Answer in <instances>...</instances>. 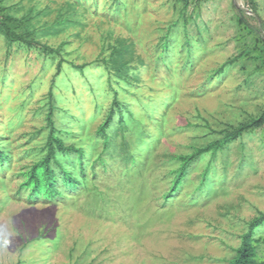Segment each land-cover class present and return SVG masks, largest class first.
Returning <instances> with one entry per match:
<instances>
[{"label": "rangeland", "instance_id": "rangeland-1", "mask_svg": "<svg viewBox=\"0 0 264 264\" xmlns=\"http://www.w3.org/2000/svg\"><path fill=\"white\" fill-rule=\"evenodd\" d=\"M0 4L40 42L0 29V144L12 156L0 169V264L230 263L264 211V128L198 159L166 196L178 155L264 110V0ZM115 96L132 115L106 146L98 129ZM52 105L66 142L86 151L87 185L34 201L23 172L43 156Z\"/></svg>", "mask_w": 264, "mask_h": 264}, {"label": "trees", "instance_id": "trees-1", "mask_svg": "<svg viewBox=\"0 0 264 264\" xmlns=\"http://www.w3.org/2000/svg\"><path fill=\"white\" fill-rule=\"evenodd\" d=\"M185 8H187L193 0H183ZM199 1V0H194ZM254 6V0H251ZM22 19L8 13V8L0 4V29L4 32L10 43H25L29 47L40 45L39 41L31 38L30 32H18L22 27ZM239 23H245L244 17L240 16ZM30 33V34H29ZM168 43L166 42V45ZM53 52L59 53V50ZM237 57L227 61L225 65L234 63ZM223 66V67H224ZM59 69L61 64H59ZM222 67V69H223ZM50 96L53 95L50 92ZM128 106L119 101L115 96L112 108L98 129L99 134L105 140L107 146L110 141V130L115 123L119 122L127 124L126 114L132 115ZM54 106L50 107L48 113V129L49 133L45 145L42 148L43 156L35 161L27 171L23 172L25 182L23 187L29 191V199L36 201L40 198L54 200L63 197L66 188L77 190L87 185V166H86V151L82 147L75 144H68L64 139V129L59 128L54 119ZM264 128V110L257 117H251L247 121L237 125H229L226 128L217 132L218 136L205 146L196 147L192 153L180 154L177 159L180 166L174 170L175 177L173 179L170 191L166 198H174L177 192L183 187L184 181L187 180L190 166L198 159L210 154L211 158L218 157L219 153L227 149L235 141L240 140L244 135L255 130ZM11 153L7 148L0 144V169L5 170L6 165L11 161ZM134 158V157H133ZM96 162L89 166L93 171H96ZM246 165H250L249 163ZM206 169L209 173L211 169ZM243 164L239 166L241 170ZM264 225V211H260L251 221L248 222L247 231L242 235V241L239 248L236 249V254L227 264H263L258 259V244L264 243V237H257V229Z\"/></svg>", "mask_w": 264, "mask_h": 264}]
</instances>
